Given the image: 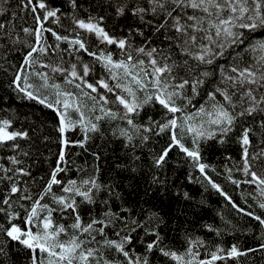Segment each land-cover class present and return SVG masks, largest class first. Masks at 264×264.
I'll return each mask as SVG.
<instances>
[{"label":"snow or ice","instance_id":"6c2138e0","mask_svg":"<svg viewBox=\"0 0 264 264\" xmlns=\"http://www.w3.org/2000/svg\"><path fill=\"white\" fill-rule=\"evenodd\" d=\"M0 264H264V0H0Z\"/></svg>","mask_w":264,"mask_h":264}]
</instances>
